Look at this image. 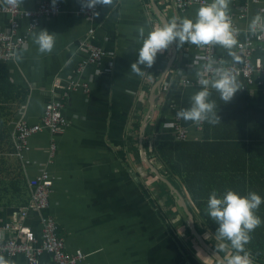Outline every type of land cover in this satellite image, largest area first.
Segmentation results:
<instances>
[{
	"label": "crops",
	"instance_id": "obj_1",
	"mask_svg": "<svg viewBox=\"0 0 264 264\" xmlns=\"http://www.w3.org/2000/svg\"><path fill=\"white\" fill-rule=\"evenodd\" d=\"M254 1L229 2V15L235 16L242 31L241 38L252 29L259 8L264 5V0ZM44 2L52 3V0H22L21 7L24 11H33ZM156 3L169 22L185 17L195 19L199 8L193 7L181 14L175 10L172 0H156ZM3 4L4 0H0V7ZM56 4L63 12L55 18L41 20L27 47L17 52L22 55V60L3 64L9 68L11 81L27 89L28 98L16 119L25 117L31 125L40 123L45 107L52 99L60 100L51 92L57 79L64 83L89 84L87 93L79 89L65 103L63 115L69 126L55 136L44 129L32 137L30 150L24 160H20L28 182L44 167L55 178L47 214L58 222L59 234L65 240L67 251L71 254L82 251L85 255L82 264H216L194 241L190 243L187 236L182 237L178 232V229L187 230V222L180 218V211L177 212L179 220L176 223L171 221L168 213L173 210V205L166 189L159 184L161 187H157L156 197H153L148 187L149 183L156 181L142 158L140 131L150 110V95L161 77L155 80L153 67L143 66L144 75H136L131 71V65L136 62V52L141 46L136 39L137 28L142 26L147 35L153 28L162 26L151 0H111L109 5H99V15L93 21L80 14L82 0H57ZM243 15L244 19H239ZM31 24V21L20 18L19 34L25 35ZM9 29L10 15L0 13V32ZM37 30L57 35L51 54L38 53L33 43V33ZM91 30L95 31L93 36ZM85 41L106 52L100 64L89 62L88 53L82 49ZM176 49L177 56L161 85V96L143 140L145 155L165 178L161 163L156 159L155 164L151 159L150 155L154 156L155 152L147 143L154 147L175 140L168 122L174 121L177 111L189 107L191 95L199 90L184 87L182 80H197V68L202 66L199 58L204 47L185 44ZM231 51L230 55L217 46V56L228 65L237 59V46ZM164 56L167 62L162 74L174 56L171 45L158 54L156 61ZM254 59L261 60L264 67V51H258ZM81 64L86 66L83 72L79 71ZM258 79L264 83V74ZM238 81L243 84L241 79ZM210 92L221 121L215 125L225 129L228 135L249 136L217 141L219 148L213 151L214 158L227 167L226 175L262 176L264 85L255 88L252 94L240 90L228 104H224L215 90L210 89ZM182 124L189 131L188 141H203L202 132L209 127L206 122L201 130L198 129L199 123L182 120ZM253 130L259 134V139L252 138ZM53 142L57 151L50 163ZM145 175L148 176L143 179ZM15 211L17 209H6L2 216L11 220ZM28 225L40 235L39 216L33 215ZM206 235L205 238L211 241L208 243L225 258L232 255L231 248L220 247L224 243L222 240ZM3 257L10 264H28L24 256ZM43 260L51 263L48 255L43 256ZM253 264L259 263L253 260Z\"/></svg>",
	"mask_w": 264,
	"mask_h": 264
},
{
	"label": "built area",
	"instance_id": "obj_2",
	"mask_svg": "<svg viewBox=\"0 0 264 264\" xmlns=\"http://www.w3.org/2000/svg\"><path fill=\"white\" fill-rule=\"evenodd\" d=\"M173 6L178 13L184 14L193 7H200L206 0H172ZM258 3V1H254ZM63 12L60 5L51 2H44L33 11H24L21 7V0H4V4L0 7V13L10 15V29L0 32V63H8L15 60V54L18 50L27 47L32 32L40 25L43 18H55ZM99 12V5L94 9L80 8V14L89 21L95 20ZM245 15L239 17L244 19ZM20 18H25L31 21V25L25 35H20ZM233 26L237 29V59L232 64H226L232 73L243 81V91L254 93L255 88L262 87L264 83L259 81L258 76L264 74V67L261 60L254 59V55L258 51H264V5L259 8V15L256 20L255 29H251L246 33L245 37L241 38L242 31L239 24L236 22L235 16L230 15ZM95 34L94 30L90 31V35ZM83 52L89 55V62L100 64L106 57V52L89 41L82 43ZM199 63L202 64L199 69V76L196 81L183 79L182 85L185 87L199 88L198 79L210 78L213 74L209 73L204 65L216 60H222L217 56V46H206L202 50V55L199 58ZM85 64H81L79 71L85 70ZM82 89L87 93L90 89L88 83H79L72 81L64 83L57 79L52 86V94L58 95L60 100L52 99L45 107L44 115L40 123L31 125L25 117H19L13 123L12 142L15 148L14 156L19 160H24L26 153L30 150V140L35 135L43 132L44 129L51 131L55 136L60 134V131L69 126L68 121L63 115L65 103L69 101L71 95ZM204 122L199 123L201 130ZM168 127L173 129L174 138L177 142H187L190 139L189 131L183 126L182 120L177 117L173 122H169ZM57 146L53 142L51 161L55 158ZM151 159L154 161L155 157ZM155 162V161H154ZM156 163V162H155ZM54 178L51 173L44 169L39 174L29 180L31 188V199L27 206L17 209L13 213L12 219H5L0 215V256L15 258L24 256L28 264H82L85 261V255L82 251H77L71 254L67 251L65 240L59 234V224L54 217L47 214L51 207V195L53 194ZM152 196L156 197L155 186L152 183L148 184ZM173 211V210H171ZM174 212V211H173ZM33 215L40 217V235L28 225V221ZM168 215H171L170 212ZM171 221L176 223L178 214L174 212L171 215ZM187 236V235H185ZM51 257V263L43 260V256Z\"/></svg>",
	"mask_w": 264,
	"mask_h": 264
},
{
	"label": "clouds",
	"instance_id": "obj_3",
	"mask_svg": "<svg viewBox=\"0 0 264 264\" xmlns=\"http://www.w3.org/2000/svg\"><path fill=\"white\" fill-rule=\"evenodd\" d=\"M22 2V0H21ZM230 0H206L196 11L195 19L183 18L160 27H155L145 35V29L137 28V42L141 44L137 53V60L131 65V71L143 76L144 68H152L159 53L176 44L179 49L185 44L197 47L219 46L229 54L238 44L237 29L233 26L229 15ZM57 0H52L53 6ZM111 0H82V7L94 9L97 5H109ZM99 15V13H94ZM259 20V18H257ZM256 21L251 28L254 30ZM57 35L47 30H37L33 33V43L39 54H51L56 45ZM17 61L22 55L15 54ZM224 60L211 62L204 68L213 75L210 78L198 79L199 90L190 97V105L176 112V117L185 122L221 123L217 105L210 99V89L219 93L224 104L230 103L234 96L242 89V85L232 71L225 66ZM200 74L198 73V76ZM166 126V125H165ZM156 162V159L154 160ZM154 162V163H155ZM156 164V163H155ZM159 169V168H158ZM264 204V197L256 192L242 195L238 191L226 189L219 193L213 190L207 200L206 212L218 225L216 234L218 239L229 242L233 254L227 264H253L251 254L246 246L251 241V234L264 224V220L256 213ZM221 248L225 245L221 244ZM0 264H10L0 256Z\"/></svg>",
	"mask_w": 264,
	"mask_h": 264
},
{
	"label": "trees",
	"instance_id": "obj_4",
	"mask_svg": "<svg viewBox=\"0 0 264 264\" xmlns=\"http://www.w3.org/2000/svg\"><path fill=\"white\" fill-rule=\"evenodd\" d=\"M166 62V56L160 61L157 60L154 62L153 69L155 80L161 77ZM10 77L8 66L0 63V215H3L6 209L13 211V209L27 206L31 199V188L24 174L20 160L14 156L15 148L12 142L13 123L22 105L28 98V92L25 86L12 82ZM210 99L215 101L212 93ZM255 124L256 123H254V125ZM206 125H209L210 128L208 126L204 128L202 132L204 133L202 137L203 141H187L183 143L170 140L161 142L153 147V151L155 152L154 156H156L155 159L163 166L166 172L165 176L170 178L174 186L184 195L189 209L194 214L197 229L204 238L205 234L202 232L205 230L210 231L217 237L216 230L218 225L215 224L206 212L207 200L213 190L222 193L226 189H232L238 191L242 195L251 191L264 197V172H262V176L250 177L245 175H226L228 171L225 168L227 167L222 166L221 163L214 158L216 154L213 155V151L219 148L218 142L231 138L249 136L228 135V132H224L225 129H220L215 124L206 122ZM255 127L256 126H253L254 129ZM139 128L135 129V131L137 130L136 132H138ZM252 138H260L255 130H253ZM44 169L49 171V169L45 167L41 171ZM263 169L264 168L260 166V170ZM151 174L153 179L158 181L160 185L165 186L167 196L172 201L173 211H180L182 213L183 211L178 208L177 202L174 196H172L171 191L168 190V187L163 184L155 174ZM258 174H260V172ZM55 182L56 180L54 178L53 193ZM52 196L53 194L51 197ZM173 211H170L171 215L174 214ZM256 214L264 220V204L260 206ZM184 217L186 219L185 215L180 217L183 222L185 221ZM199 220L201 226H203L205 230L200 229L199 223L197 222ZM185 226L187 225L185 224ZM186 235L198 245L189 229ZM251 237V241L246 246V249L250 252L252 260L259 264H264V224L257 228L251 234ZM223 242L227 246H230L229 242ZM232 251L234 252V250ZM206 255L211 258L214 263L218 264L207 253Z\"/></svg>",
	"mask_w": 264,
	"mask_h": 264
},
{
	"label": "water",
	"instance_id": "obj_5",
	"mask_svg": "<svg viewBox=\"0 0 264 264\" xmlns=\"http://www.w3.org/2000/svg\"><path fill=\"white\" fill-rule=\"evenodd\" d=\"M153 11L159 21L161 22L162 26L164 24L169 23L168 18L166 15L162 12V10L159 8V5L156 3V0H151ZM173 49V57L169 60V63L162 74L160 80L158 81L157 85L154 87V90L152 91L150 95V110L147 115V118L143 125L141 126L140 131V149L142 152V158L146 166L150 169V171L156 175V177L165 184L169 191H171L172 196L176 198L177 206L180 210L183 211L184 215L186 216L188 220V226L190 228V232L192 236L195 238L198 245L201 247V249L206 252L209 256H211L218 264H227V259L216 249H214L207 241L206 239L199 233V230L196 226V221L193 212L189 209V206L187 204V201L184 197V195L174 186V184L167 178H165L158 168L154 166L148 159V157L144 153V145L143 140L146 134V128L148 125V122L152 120L155 114V105L157 103V99L161 96V85L165 81L166 76L169 74V71L171 70V67L175 61V58L177 56V49L176 44L173 43L172 45Z\"/></svg>",
	"mask_w": 264,
	"mask_h": 264
},
{
	"label": "rangeland",
	"instance_id": "obj_6",
	"mask_svg": "<svg viewBox=\"0 0 264 264\" xmlns=\"http://www.w3.org/2000/svg\"><path fill=\"white\" fill-rule=\"evenodd\" d=\"M147 145L151 148V150H152V148H153V144L152 143H147ZM150 157H152V155H150ZM147 176L148 175H145V176H143L142 178L143 179H146L147 178ZM155 180V179H154ZM156 181V180H155ZM156 182L158 183V185L156 184ZM155 183H153L152 182V184L155 186V189H157V187H161V186H163V185H159L160 183L158 182V181H156ZM163 188H165V186H163ZM157 202H159V201H157ZM160 205H162V203H160ZM179 212V211H178ZM182 215H184L183 214V212H182ZM184 219H185V217H184ZM186 222H187V218H186V220H185ZM198 223H199V226H200V229H202V230H205V228L203 227V226H201V222H200V220L199 221H197ZM186 225H187V223H186ZM202 230H201V232H202ZM206 231V232H205ZM205 231H203L202 233H204L205 235L207 234V235H212L213 237H214V235L210 232V231H208V230H205ZM178 232H180L181 234H182V237H185V235H186V231L184 230V228L183 229H178ZM206 235V236H207ZM215 238V237H214ZM216 238H218V237H216ZM186 239H188L189 240V242L190 243H193V240L190 238V237H186ZM206 241L207 242H209L210 244H211V241L210 240H208V239H206ZM222 244H224V243H222ZM225 245V244H224ZM225 248H230V247H228L227 245H225ZM201 250V249H200ZM221 250H223V249H221ZM205 255H206V253L203 251V250H201ZM229 252L230 253H232L233 254V251H232V249H229ZM207 256V255H206ZM227 259H229L228 257H226Z\"/></svg>",
	"mask_w": 264,
	"mask_h": 264
},
{
	"label": "flooded vegetation",
	"instance_id": "obj_7",
	"mask_svg": "<svg viewBox=\"0 0 264 264\" xmlns=\"http://www.w3.org/2000/svg\"><path fill=\"white\" fill-rule=\"evenodd\" d=\"M187 227H188V228H187L186 231L188 232V229L190 230V228H189V226H188V220H187ZM187 232H186V233H187ZM188 237H189V236H188ZM199 247H200V246H199Z\"/></svg>",
	"mask_w": 264,
	"mask_h": 264
},
{
	"label": "bare ground",
	"instance_id": "obj_8",
	"mask_svg": "<svg viewBox=\"0 0 264 264\" xmlns=\"http://www.w3.org/2000/svg\"><path fill=\"white\" fill-rule=\"evenodd\" d=\"M164 189H166V188H164ZM148 198V197H147ZM155 209V208H154Z\"/></svg>",
	"mask_w": 264,
	"mask_h": 264
}]
</instances>
